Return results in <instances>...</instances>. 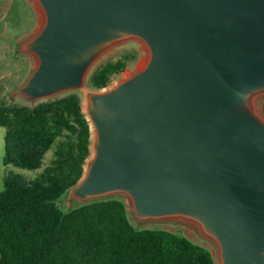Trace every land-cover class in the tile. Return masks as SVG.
Returning a JSON list of instances; mask_svg holds the SVG:
<instances>
[{
	"label": "water",
	"instance_id": "water-1",
	"mask_svg": "<svg viewBox=\"0 0 264 264\" xmlns=\"http://www.w3.org/2000/svg\"><path fill=\"white\" fill-rule=\"evenodd\" d=\"M33 1L42 23L19 50L36 66L11 97L82 90L123 40L147 52L86 93L94 153L71 196L123 193L140 220L196 222L219 264H264V123L247 107L264 89V0Z\"/></svg>",
	"mask_w": 264,
	"mask_h": 264
},
{
	"label": "trees",
	"instance_id": "trees-1",
	"mask_svg": "<svg viewBox=\"0 0 264 264\" xmlns=\"http://www.w3.org/2000/svg\"><path fill=\"white\" fill-rule=\"evenodd\" d=\"M126 59L99 65L88 87L107 86L124 70ZM0 126L5 128L3 165L25 170L39 169L45 152L64 131L74 135L56 150L54 166L35 179L17 174L4 178L0 264H216L206 247L183 235L133 227L120 199L60 209L57 202L77 184L89 155V125L74 92L32 106L0 105Z\"/></svg>",
	"mask_w": 264,
	"mask_h": 264
},
{
	"label": "rangeland",
	"instance_id": "rangeland-1",
	"mask_svg": "<svg viewBox=\"0 0 264 264\" xmlns=\"http://www.w3.org/2000/svg\"><path fill=\"white\" fill-rule=\"evenodd\" d=\"M5 1L4 7L0 5V105L9 107L32 106L49 99H57L66 96L68 92H59L47 98H40L35 102H31L21 94H16L14 97L10 96L14 89L20 87L26 81L36 66L35 57L27 52H20L19 47L27 38L38 33L42 23V15L38 11V16L34 13V8H39L35 6L33 0H19L18 2L16 0H10V3L9 0ZM25 24H27L26 27ZM126 56L128 57L127 59ZM146 57L147 52L144 44L139 40L129 39L110 45L93 61L85 78V87L82 90L72 91L78 96L81 113L86 120V93L89 91H97L96 89H91L87 85L92 72L99 65L107 61L125 58L126 64L124 70L111 78L108 85L104 87L108 88L117 80L126 78L136 72L140 63ZM248 102L247 107L251 113L264 123V89L252 93ZM77 130L78 125L75 126V132ZM4 135L5 128L0 126V191L3 190V181L8 175L12 176L17 174L25 180H32L46 168L54 166L53 162L56 159V150L60 146L66 147L67 144L74 139V135L70 130L64 131L45 152L40 168L37 170H25L12 165H3ZM89 140V155L86 160H90L94 153L92 149L93 131L90 128ZM84 172L85 167L83 168L82 175H84ZM106 198L108 197L93 200ZM111 198L123 201L127 218L133 227L137 229H165L183 235L191 241L206 247L213 255L215 263L219 264V247L217 243L207 237L196 222L177 216L140 220L135 215L132 201L127 195L119 193L112 195ZM89 201L80 202L78 198L71 196L70 191H67L60 197L57 204L60 209L65 212Z\"/></svg>",
	"mask_w": 264,
	"mask_h": 264
},
{
	"label": "crops",
	"instance_id": "crops-1",
	"mask_svg": "<svg viewBox=\"0 0 264 264\" xmlns=\"http://www.w3.org/2000/svg\"><path fill=\"white\" fill-rule=\"evenodd\" d=\"M17 2L19 1V0H16ZM5 3H6V1L5 0H0V5H2L3 7L5 6ZM9 3H10V0H9ZM34 13L36 14V16H38L37 15V10H36V8H34ZM27 26V24H25V27Z\"/></svg>",
	"mask_w": 264,
	"mask_h": 264
},
{
	"label": "bare ground",
	"instance_id": "bare-ground-1",
	"mask_svg": "<svg viewBox=\"0 0 264 264\" xmlns=\"http://www.w3.org/2000/svg\"><path fill=\"white\" fill-rule=\"evenodd\" d=\"M145 62H146V60L144 59V60L140 63L139 67H140V68L143 67V66L145 65Z\"/></svg>",
	"mask_w": 264,
	"mask_h": 264
}]
</instances>
